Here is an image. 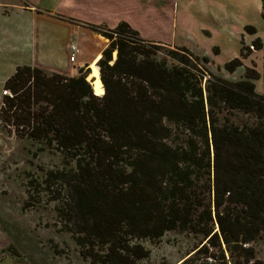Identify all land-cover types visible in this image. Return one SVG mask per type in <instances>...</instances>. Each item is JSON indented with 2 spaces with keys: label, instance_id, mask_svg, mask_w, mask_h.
Segmentation results:
<instances>
[{
  "label": "trees",
  "instance_id": "16d2710c",
  "mask_svg": "<svg viewBox=\"0 0 264 264\" xmlns=\"http://www.w3.org/2000/svg\"><path fill=\"white\" fill-rule=\"evenodd\" d=\"M90 27L109 40L97 61L101 95L89 67L69 76L21 65L0 105L2 129L42 142L68 166L44 179L63 230L90 264H139L149 254L139 240L170 230L203 236L179 264L210 263L209 247L221 245L237 256L232 264H263L252 246L264 232V93L256 91V70L203 85L197 63L208 57L176 47L158 59L160 44L126 22ZM248 47L263 44L256 37ZM248 47L223 64L228 73L243 65ZM233 111L252 120L235 123Z\"/></svg>",
  "mask_w": 264,
  "mask_h": 264
},
{
  "label": "crops",
  "instance_id": "0c3cea01",
  "mask_svg": "<svg viewBox=\"0 0 264 264\" xmlns=\"http://www.w3.org/2000/svg\"><path fill=\"white\" fill-rule=\"evenodd\" d=\"M121 22L146 41L185 47L199 57L213 59L215 49L218 54L229 48L232 59L243 42L256 37L264 50V0H0V105L4 83L17 66L77 76L101 57L102 49L87 52L100 35L90 26ZM248 25L254 33L245 31ZM71 44L79 48L75 61L69 58ZM245 67L229 75L241 78Z\"/></svg>",
  "mask_w": 264,
  "mask_h": 264
},
{
  "label": "rangeland",
  "instance_id": "374dc122",
  "mask_svg": "<svg viewBox=\"0 0 264 264\" xmlns=\"http://www.w3.org/2000/svg\"><path fill=\"white\" fill-rule=\"evenodd\" d=\"M95 38L97 43L89 42L86 45L87 52L104 49L109 42L102 35ZM243 45L248 47L250 43L243 42ZM175 48L160 44L156 58H167V49ZM249 50L250 53L242 58L243 65L254 66L252 68L258 74L254 80L256 90L264 93V50L255 47ZM249 50L243 49L244 52ZM231 52L229 48H222L213 55L215 58L198 61L197 67L204 74L203 85L210 76L233 80L231 77L235 75H229L223 68V64L233 56ZM210 53L213 54V51ZM115 56L114 51L113 58ZM90 65L87 79L92 78ZM230 120L243 123L252 119L248 114L233 111ZM62 168L68 166L58 152L48 149L42 142L18 138L0 127V264H90L89 258L80 253V247L70 232L63 230V219L56 212L58 202L50 199L51 191L44 182L49 170ZM202 242L201 234L183 230L167 231L157 239H141L139 243L148 249L149 254L138 263L179 264ZM252 246L255 256L264 264V232ZM221 248L209 247L212 261H207V264H232L237 259V256H233L232 260L223 245ZM11 250L19 253L20 260L11 256ZM204 255H200L203 256L200 260H205Z\"/></svg>",
  "mask_w": 264,
  "mask_h": 264
},
{
  "label": "bare ground",
  "instance_id": "6f19581e",
  "mask_svg": "<svg viewBox=\"0 0 264 264\" xmlns=\"http://www.w3.org/2000/svg\"><path fill=\"white\" fill-rule=\"evenodd\" d=\"M99 60V58H97ZM92 71H91V84H92V88L94 90V92L96 94L101 95L103 93V85L99 84V79H100V75H99V67L97 65L96 61H93L92 63H90Z\"/></svg>",
  "mask_w": 264,
  "mask_h": 264
},
{
  "label": "built area",
  "instance_id": "2783aa9c",
  "mask_svg": "<svg viewBox=\"0 0 264 264\" xmlns=\"http://www.w3.org/2000/svg\"><path fill=\"white\" fill-rule=\"evenodd\" d=\"M78 51H79V48H78L77 45H75V44H71L70 45L71 54H70L69 58H70L71 61H75L76 60V55H77ZM2 94L3 95H11V93H10V91L8 89H3L2 90Z\"/></svg>",
  "mask_w": 264,
  "mask_h": 264
},
{
  "label": "water",
  "instance_id": "95a60500",
  "mask_svg": "<svg viewBox=\"0 0 264 264\" xmlns=\"http://www.w3.org/2000/svg\"><path fill=\"white\" fill-rule=\"evenodd\" d=\"M90 82L92 81V80H90V79H88ZM91 86H92V84H91Z\"/></svg>",
  "mask_w": 264,
  "mask_h": 264
}]
</instances>
